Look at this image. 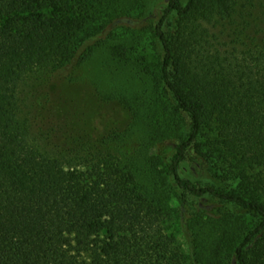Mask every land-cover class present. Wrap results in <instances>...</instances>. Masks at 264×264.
<instances>
[{
    "label": "trees",
    "instance_id": "trees-1",
    "mask_svg": "<svg viewBox=\"0 0 264 264\" xmlns=\"http://www.w3.org/2000/svg\"><path fill=\"white\" fill-rule=\"evenodd\" d=\"M86 13L83 0H0V264H200L184 217L206 197L255 219L234 258L264 264V0H168L153 29L159 79L188 121L184 139L158 146L180 193L186 257L113 156L79 155L90 141L39 112L20 117L27 80L47 101L70 76ZM187 164L232 189L192 181Z\"/></svg>",
    "mask_w": 264,
    "mask_h": 264
},
{
    "label": "rangeland",
    "instance_id": "rangeland-1",
    "mask_svg": "<svg viewBox=\"0 0 264 264\" xmlns=\"http://www.w3.org/2000/svg\"><path fill=\"white\" fill-rule=\"evenodd\" d=\"M167 1L83 0L86 25L76 37L70 76L47 101L46 96L33 95L34 78L27 80L20 90V117L32 120L39 112L45 122L62 123L68 138L90 141L79 155L90 150L113 156L158 212L173 248L186 257L180 193L167 177L168 160L158 149L188 133L186 117L176 110L159 79L162 50L153 29ZM174 23L169 19L165 31H172ZM181 174L200 185L232 189L207 167L187 164ZM184 218L200 264H236L234 249L255 223L240 208L207 197L191 201Z\"/></svg>",
    "mask_w": 264,
    "mask_h": 264
}]
</instances>
